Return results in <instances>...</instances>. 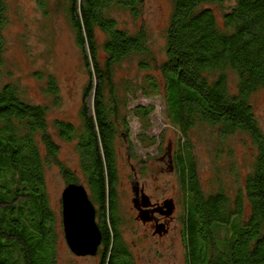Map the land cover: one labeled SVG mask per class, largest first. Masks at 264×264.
Masks as SVG:
<instances>
[{"label":"trees","instance_id":"trees-1","mask_svg":"<svg viewBox=\"0 0 264 264\" xmlns=\"http://www.w3.org/2000/svg\"><path fill=\"white\" fill-rule=\"evenodd\" d=\"M62 1L87 75L78 123L55 118L49 124V105L26 101L18 81L0 85V264H59L57 219L46 185L51 166L57 167L64 187L82 185L94 206L101 234L98 264H132L118 216V141L135 163L128 165L132 175L144 180L151 155L140 154L133 144L130 115L140 123L135 138L144 148L162 143L161 133L145 135L154 102L130 107L138 95L162 96L163 119L177 136L166 153L183 201L175 203L177 196L156 205L169 215L167 228L177 209L184 263L264 264V134L251 101L264 90V0H170L162 58L153 53L144 26L131 31L118 20L120 14L138 18L143 0ZM7 13L6 0H0V67ZM134 62V77L118 75ZM33 73L44 81L41 90L56 107L55 78ZM197 129L209 135L218 156L227 148L232 158V139L249 142L244 179L230 170L232 189L216 178L214 192L200 188L189 142V132ZM56 139L73 143L75 169L59 159ZM127 192L134 211L135 197ZM136 216L135 210L132 219Z\"/></svg>","mask_w":264,"mask_h":264},{"label":"rangeland","instance_id":"rangeland-1","mask_svg":"<svg viewBox=\"0 0 264 264\" xmlns=\"http://www.w3.org/2000/svg\"><path fill=\"white\" fill-rule=\"evenodd\" d=\"M8 5V23L4 28L5 51L2 65L0 67V85L18 81L23 88V96L26 101L35 104L49 105L48 122L55 118L64 121L78 123V110L81 104V92L87 81L82 66L79 52L75 46L73 33L61 11L62 0H42L43 8L38 5L37 0H6ZM171 11L170 0H143L141 15L132 20L127 14L118 15V20L124 27L131 31L144 26L150 35L152 51L158 57H163V30L167 24ZM159 58V59H161ZM135 62L131 66L125 65L118 73L119 76H135ZM34 71L43 72L45 75H52L58 87L59 102L56 107L52 105L53 100L43 94L41 88L44 81L34 78ZM162 96L146 98L138 95V98L131 102L130 107L135 104L154 102V112L150 116V127L145 131L146 136H156L161 133L159 139L162 143L144 148L136 136L141 132L139 121L130 115L129 125L131 128V139L140 154L149 153L148 179L132 175L128 165L135 163L126 157V152L121 148L118 141V168L120 177V203L118 216L122 221L123 241L128 245L129 251L133 254L132 264H185L184 250L179 235L177 224V209L175 210V221L170 223L163 231L164 226H151L143 223L137 216L132 219V199L127 190L133 193L131 179L143 183L144 194L151 200L161 201L162 199L175 198V203L182 204L183 195L176 190L177 181L175 175L166 171V151L177 138L172 126L163 119ZM258 124L264 134V90L260 89L252 95ZM147 141V139H145ZM56 141H58L56 139ZM234 141V142H233ZM189 142L196 161L199 186L203 192L210 193L215 190L216 180H222L224 185L232 189L234 183L233 171L243 180L251 149L249 142L244 140L241 144L240 137L232 139L229 144L232 158L226 156L227 148H224V155H217L214 151L212 141L208 134L202 133L199 129L189 132ZM233 142V143H232ZM60 144L59 159L71 168H76V158L73 152V143ZM144 143H146L144 141ZM148 143V142H147ZM146 145V144H145ZM162 150L164 154H157ZM216 154V158H215ZM162 157V158H161ZM144 180V181H143ZM47 193L50 206L57 219L58 232V260L59 264H98V256H76L68 249L61 226V192L64 183L60 177L57 167L51 166L46 170ZM169 204L170 201H168ZM136 219V220H135ZM148 222V220L146 221Z\"/></svg>","mask_w":264,"mask_h":264},{"label":"water","instance_id":"water-1","mask_svg":"<svg viewBox=\"0 0 264 264\" xmlns=\"http://www.w3.org/2000/svg\"><path fill=\"white\" fill-rule=\"evenodd\" d=\"M142 199L147 200L146 195ZM61 222L65 243L76 256H94L101 242L95 222V209L85 188L79 184L66 185L60 197ZM169 209L168 214L172 209Z\"/></svg>","mask_w":264,"mask_h":264},{"label":"flooded vegetation","instance_id":"flooded-vegetation-1","mask_svg":"<svg viewBox=\"0 0 264 264\" xmlns=\"http://www.w3.org/2000/svg\"><path fill=\"white\" fill-rule=\"evenodd\" d=\"M166 157L168 161L166 163V166H167L166 170H168L171 164V156L169 153H167ZM143 188H144L143 183L138 184L137 181L131 182V189L133 191L132 194L134 195L135 200H136L135 210L139 214L140 218L143 220L142 222L149 223V225L151 226H154V225L164 226L163 228H165L166 226V229H167L169 215L165 214L164 209L157 208V207H160L156 205L158 200H151L149 196L147 200L142 199V195H144ZM147 220L148 222H146Z\"/></svg>","mask_w":264,"mask_h":264}]
</instances>
